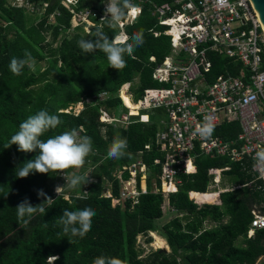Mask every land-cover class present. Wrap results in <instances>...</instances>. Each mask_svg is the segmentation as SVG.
Wrapping results in <instances>:
<instances>
[{"label":"trees","instance_id":"obj_1","mask_svg":"<svg viewBox=\"0 0 264 264\" xmlns=\"http://www.w3.org/2000/svg\"><path fill=\"white\" fill-rule=\"evenodd\" d=\"M27 1L33 6L46 3L44 12H28L8 0H0V264H92L94 258L102 255L118 258L124 264H264V228L246 237L251 218L249 210L258 193L243 186L221 192L218 205L201 206L187 194L189 190H206V169L210 166L230 164L226 175L244 182L250 174L240 170L239 163L230 162L225 156L199 155L195 160L196 172L182 174L178 189L164 196L160 191H153L154 184L160 183L157 176L160 166L153 165V161L163 159L156 145L161 128L156 115L163 114L162 108L143 110L149 114L147 122L138 120L136 115L128 116L121 123L100 119L102 109L113 116L136 105L121 92L122 106L118 97L121 84L129 83L126 92L137 96L134 101L140 98L143 88L156 87L152 70L171 49L170 38L163 33L165 26L157 24L156 18L145 11L125 25L123 31L128 36L143 30L144 43L133 57L125 56L126 67L115 70L103 52L84 53L78 46L81 39L95 38L100 26L95 18H92L93 27L81 24L71 28L72 12L63 0ZM103 2L75 0L72 8L100 11ZM104 31L112 39L118 29L105 27ZM154 31L160 33L155 36ZM26 50L36 61L35 71L25 67L21 75H13L9 69L11 59L22 58ZM152 55L155 61L149 60ZM208 57L210 81L219 74H238L239 62L217 53H210ZM262 57L264 69V54ZM101 92H105L104 99L98 98ZM77 103H82L78 112L65 111ZM42 109L62 121L55 130L46 132L42 140L82 128L79 134L92 141V152L81 167L84 172L94 167L91 179L60 195L55 192L60 173L32 172L23 179L16 175L17 167L34 159L38 152H20L16 145L10 144V139L21 122ZM237 131L235 121H223L212 134L227 141ZM117 135L127 140V154L120 159L107 158L108 148ZM145 145L149 149L144 150ZM136 158L146 167V192L139 194L134 204L127 199L113 206L111 198L104 195L105 190L114 196L119 194L115 175ZM70 170L73 169L65 173ZM121 174L123 180L128 178L127 171ZM39 190L55 201L45 205L49 208L46 213H36L25 227L17 219L16 207L25 199L32 206L42 203L43 198L37 197ZM214 190L215 187L209 188L207 192ZM165 200L173 216L159 230L156 220L163 216ZM85 207L96 212L91 230L83 238L63 235L55 223L63 210ZM154 231L165 238L169 252L157 249L142 257L143 250L136 238L142 236L144 243L149 244V233ZM156 243L161 245L159 239ZM50 257L55 259L50 262Z\"/></svg>","mask_w":264,"mask_h":264},{"label":"built area","instance_id":"obj_2","mask_svg":"<svg viewBox=\"0 0 264 264\" xmlns=\"http://www.w3.org/2000/svg\"><path fill=\"white\" fill-rule=\"evenodd\" d=\"M14 1L15 4L11 3L13 6L24 7L37 14L44 12L46 7V3L33 6L27 0ZM74 1H62L72 12L71 28L81 24L86 28L93 27L95 21L92 18L99 22L109 2L104 0L100 11L89 8L76 11L72 8ZM132 3L136 10L127 11L112 39L125 34L123 27L145 11L156 18L157 24L165 26L163 33L170 38V54L156 64L151 73L152 79L161 86L142 89L140 98L133 101L137 103L134 114L128 110L113 117L102 109L100 119L104 122L125 121L128 116L136 115L138 120L147 122L149 114L140 110L162 108L156 145L163 159L153 161V165L160 166L157 175L160 183L154 184L153 191H160L164 196L178 189L182 174L196 172L195 160L199 155L225 156L230 162L239 163L240 170L250 174L244 182L226 184L222 181V175H226L230 164L210 166L206 169V190H189L187 194L192 202L201 206L218 205L221 192L243 186L258 193L249 210L251 218L246 230V237L253 236L256 229L264 228V166L259 164L256 155L264 149V28L258 14L250 0H132ZM73 19L76 24H73ZM153 33L156 36L160 32ZM210 53L239 62L238 74H219L210 81L207 77ZM149 60L155 61V57L152 55ZM128 86V82L123 83L118 90L123 106L121 92L132 101L126 92ZM104 97L105 92L98 95L99 99ZM79 110L74 109L75 112ZM206 119L214 128L223 121H235L238 131L233 139L227 141L213 134L205 139L198 134V126L203 125ZM143 149L147 150L149 146L145 145ZM122 171L128 173L126 180L122 178ZM115 177L120 185L119 194L114 196L109 190L104 194L111 198L113 206L127 199L134 204L138 195L146 192V167L139 158L129 166L121 167ZM213 187L215 196L210 202L197 200L195 193L205 194ZM165 203L169 207L167 200Z\"/></svg>","mask_w":264,"mask_h":264},{"label":"clouds","instance_id":"obj_3","mask_svg":"<svg viewBox=\"0 0 264 264\" xmlns=\"http://www.w3.org/2000/svg\"><path fill=\"white\" fill-rule=\"evenodd\" d=\"M129 10H136V6L132 3V0H109L104 14L99 21L100 26L94 34L95 38L78 41L80 49L84 53H92L97 50L103 52L111 68L115 70L126 67L125 56L133 57L135 50L144 43L143 30L133 32L131 36L121 34L114 39H110L104 28L116 29L121 25ZM35 64L36 61L31 53L26 50L22 58L13 57L11 59L9 69L13 75L19 76L25 67H28L31 71H35ZM61 124L62 121L57 115L49 114L45 109L38 111L34 115H30L20 123L18 130L10 139V144L16 145L20 152L31 153L37 151L38 155L32 160L26 161L22 164V167H17L19 170L16 175L19 179L26 178L32 172L48 174L52 171L63 173L64 175L66 170L79 169L84 165L86 157L92 152V141L90 137L79 134L80 131H83L82 128L79 130L74 128L63 131L46 140L41 139L46 132L55 130ZM213 130V124L207 119L203 125L198 126V134L205 139L211 137ZM127 147V140L117 135L113 138L108 148L107 158H123L127 154ZM256 155L259 164L264 166V149L258 151ZM88 178L89 174L76 175L73 173L70 179L66 181L67 187L75 189L78 186H83L88 182ZM64 188L65 184L57 186L55 188L57 195H60L64 191ZM84 193L86 194L87 192ZM37 197L43 198V202L32 206L25 199L16 207L17 219L25 227L29 225L31 218L36 213H46L49 208L45 207V205L50 206L55 201L48 197L43 190L37 192ZM65 199H68V197H65ZM95 215L96 212L91 207L74 211L65 209L55 223L60 226L63 235L83 238L91 230L92 219ZM54 259V257H50L49 261L51 262ZM92 264H124V261L102 255L94 258Z\"/></svg>","mask_w":264,"mask_h":264},{"label":"rangeland","instance_id":"obj_4","mask_svg":"<svg viewBox=\"0 0 264 264\" xmlns=\"http://www.w3.org/2000/svg\"><path fill=\"white\" fill-rule=\"evenodd\" d=\"M10 3H14L15 4V1L14 0H8ZM73 24H76V20H74L73 19ZM85 32H87L88 33V31H86L85 30ZM170 54V51H169V53H168V55ZM180 55H182L183 57H185L186 55L184 54V53H180ZM156 86H161V84H159V83H157V85ZM129 93V92H128ZM130 94V93H129ZM130 97L132 98V101H134L135 100V98L137 97H135L134 95L132 96L131 94H130ZM137 104V103H136ZM123 106V105H122ZM136 106V105H135ZM135 106H134V108H135ZM82 108V104L81 103H77V104H75L74 106H71V108H68L69 110H78V109H81ZM122 112V110H120V112H118V113H116V114H113V116L114 117H118L119 115H120V113ZM139 112H145V111H143V110H140ZM156 117L158 118V119H160L162 116L160 115V114H158V115H156ZM117 122H119V123H121L122 121H117ZM94 170V167H91V168H89L88 170H86L85 172L84 171H82V169L81 168H79V169H73V170H70V171H68V172H66V173H64V175H65V177H66V180H65V177H64V175H63V173H60L59 174V181L56 183L57 184V186H63L64 184H65V188H64V190H69L70 188H68L67 187V183H66V181H67V179H70V177H71V175L73 174V173H75L76 175H82V174H89V177H90V174H91V172ZM90 179H91V177H90ZM224 180V183H226V184H232V183H235L236 182V180L233 178H229V176H226V175H222V181ZM220 186H222L223 185V183H220L219 184ZM107 191L108 190H105V194L107 193ZM165 203V202H164ZM165 205H166V203H165ZM164 212H163V216L161 217V218H159V219H157L156 220V225H157V227L159 228V230H160V226L164 223V222H166V221H168L172 216H173V214L172 213H170L168 210H167V205L164 207ZM149 235L151 236V241H150V243L149 244H145L144 243V241H143V239H144V237H142V236H138L136 239H137V245H138V247H140L142 250H143V253H142V257L143 256H145L147 253H150L151 251H155V250H157V249H165V251H167V252H169V248H168V245H167V243H166V240H165V238L164 237H162L157 231H154V232H150L149 233ZM158 239L161 241V245H159V244H157L156 243V240L158 241ZM163 243V244H162Z\"/></svg>","mask_w":264,"mask_h":264},{"label":"water","instance_id":"obj_5","mask_svg":"<svg viewBox=\"0 0 264 264\" xmlns=\"http://www.w3.org/2000/svg\"><path fill=\"white\" fill-rule=\"evenodd\" d=\"M251 4L256 12L258 14L261 24L264 28V0H250ZM165 250V249H163ZM55 258V257H54Z\"/></svg>","mask_w":264,"mask_h":264},{"label":"bare ground","instance_id":"obj_6","mask_svg":"<svg viewBox=\"0 0 264 264\" xmlns=\"http://www.w3.org/2000/svg\"><path fill=\"white\" fill-rule=\"evenodd\" d=\"M137 107V104L135 106V108ZM135 108H128L127 111L129 110L130 114L136 112ZM197 198V200L199 202H203V201H211L213 199V197L215 196V193L213 192H207L205 194H200V193H195L194 194Z\"/></svg>","mask_w":264,"mask_h":264}]
</instances>
